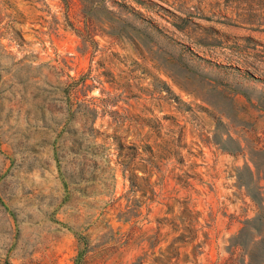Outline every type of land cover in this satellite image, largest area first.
I'll use <instances>...</instances> for the list:
<instances>
[{
  "label": "rangeland",
  "instance_id": "obj_1",
  "mask_svg": "<svg viewBox=\"0 0 264 264\" xmlns=\"http://www.w3.org/2000/svg\"><path fill=\"white\" fill-rule=\"evenodd\" d=\"M139 258L264 264V0H0V264Z\"/></svg>",
  "mask_w": 264,
  "mask_h": 264
},
{
  "label": "trees",
  "instance_id": "obj_2",
  "mask_svg": "<svg viewBox=\"0 0 264 264\" xmlns=\"http://www.w3.org/2000/svg\"><path fill=\"white\" fill-rule=\"evenodd\" d=\"M181 239H182V236H177V237H175V239H174V241L173 242H176V241H181ZM177 249V246L175 247V249L174 250H176ZM176 255V254H175ZM138 263L139 264H141L142 263V259L141 258H139L138 259Z\"/></svg>",
  "mask_w": 264,
  "mask_h": 264
}]
</instances>
